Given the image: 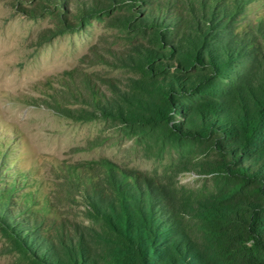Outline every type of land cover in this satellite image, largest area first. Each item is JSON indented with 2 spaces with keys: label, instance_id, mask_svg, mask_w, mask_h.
<instances>
[{
  "label": "rangeland",
  "instance_id": "rangeland-1",
  "mask_svg": "<svg viewBox=\"0 0 264 264\" xmlns=\"http://www.w3.org/2000/svg\"><path fill=\"white\" fill-rule=\"evenodd\" d=\"M213 18L215 39L228 28L235 52H264V0H0V264H29L49 243L96 247L91 200L129 183L180 198L214 190L200 168L212 152L101 110L144 78L140 54L170 55L166 37L178 45Z\"/></svg>",
  "mask_w": 264,
  "mask_h": 264
},
{
  "label": "trees",
  "instance_id": "trees-1",
  "mask_svg": "<svg viewBox=\"0 0 264 264\" xmlns=\"http://www.w3.org/2000/svg\"><path fill=\"white\" fill-rule=\"evenodd\" d=\"M220 25L195 23L178 45L166 37L170 55L160 44L140 54L144 78L101 108L169 145L212 152L200 168L214 190L180 198L147 179L129 183L117 200H91L96 247L49 243L29 264H264V52H235L232 31L211 33Z\"/></svg>",
  "mask_w": 264,
  "mask_h": 264
},
{
  "label": "clouds",
  "instance_id": "clouds-1",
  "mask_svg": "<svg viewBox=\"0 0 264 264\" xmlns=\"http://www.w3.org/2000/svg\"><path fill=\"white\" fill-rule=\"evenodd\" d=\"M250 243H251V241H250Z\"/></svg>",
  "mask_w": 264,
  "mask_h": 264
}]
</instances>
